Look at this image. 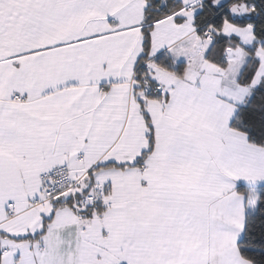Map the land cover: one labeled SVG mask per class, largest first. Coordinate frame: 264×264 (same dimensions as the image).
<instances>
[{
  "label": "snow or ice",
  "instance_id": "obj_1",
  "mask_svg": "<svg viewBox=\"0 0 264 264\" xmlns=\"http://www.w3.org/2000/svg\"><path fill=\"white\" fill-rule=\"evenodd\" d=\"M0 264H264V0H0Z\"/></svg>",
  "mask_w": 264,
  "mask_h": 264
}]
</instances>
